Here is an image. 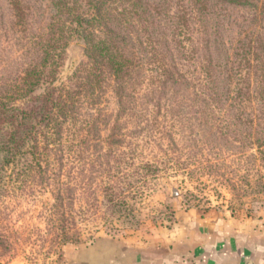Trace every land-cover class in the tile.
<instances>
[{
	"label": "trees",
	"instance_id": "1",
	"mask_svg": "<svg viewBox=\"0 0 264 264\" xmlns=\"http://www.w3.org/2000/svg\"><path fill=\"white\" fill-rule=\"evenodd\" d=\"M74 42L86 61L58 84ZM0 156L22 193L51 189L62 244L164 171L264 162V0H3Z\"/></svg>",
	"mask_w": 264,
	"mask_h": 264
},
{
	"label": "rangeland",
	"instance_id": "2",
	"mask_svg": "<svg viewBox=\"0 0 264 264\" xmlns=\"http://www.w3.org/2000/svg\"><path fill=\"white\" fill-rule=\"evenodd\" d=\"M85 61L83 45L72 43L66 50L58 84L65 83ZM107 108L112 120L116 102L110 94ZM238 151L256 155V150ZM2 164L0 156V169ZM222 171L226 175L221 180L202 173L189 177L182 172L164 171L150 182L142 197L130 202L134 205L131 215L110 216L101 209L94 217L90 213L83 219L75 216L74 229L79 235L62 244L56 236L63 233L59 229L63 227V214L52 215L55 197L51 189L32 193L27 188L22 193L13 175L0 170V178L4 176L0 179V264H75L77 252L101 238H152L157 231L170 230L177 214L189 210H225L241 217L264 219V162L253 157L234 162L229 159Z\"/></svg>",
	"mask_w": 264,
	"mask_h": 264
},
{
	"label": "crops",
	"instance_id": "3",
	"mask_svg": "<svg viewBox=\"0 0 264 264\" xmlns=\"http://www.w3.org/2000/svg\"><path fill=\"white\" fill-rule=\"evenodd\" d=\"M75 264H264V219L225 210L177 214L152 238H101L77 252Z\"/></svg>",
	"mask_w": 264,
	"mask_h": 264
}]
</instances>
